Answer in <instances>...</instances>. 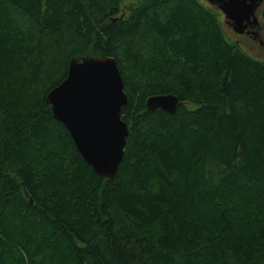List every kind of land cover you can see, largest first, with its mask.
I'll list each match as a JSON object with an SVG mask.
<instances>
[{"label":"trees","instance_id":"16d2710c","mask_svg":"<svg viewBox=\"0 0 264 264\" xmlns=\"http://www.w3.org/2000/svg\"><path fill=\"white\" fill-rule=\"evenodd\" d=\"M224 28L203 0H0V264H264V61ZM86 55L127 96L113 179L45 101Z\"/></svg>","mask_w":264,"mask_h":264},{"label":"water","instance_id":"95a60500","mask_svg":"<svg viewBox=\"0 0 264 264\" xmlns=\"http://www.w3.org/2000/svg\"><path fill=\"white\" fill-rule=\"evenodd\" d=\"M210 4L212 0H208ZM233 29L243 31L252 12L244 0H218ZM57 121L69 132L83 160L99 176L113 179L124 155L128 125L121 117L127 102L121 72L111 56H77L68 63L66 77L46 95ZM179 98L173 93L147 97V111L174 113Z\"/></svg>","mask_w":264,"mask_h":264},{"label":"flooded vegetation","instance_id":"af4514ba","mask_svg":"<svg viewBox=\"0 0 264 264\" xmlns=\"http://www.w3.org/2000/svg\"><path fill=\"white\" fill-rule=\"evenodd\" d=\"M213 2L210 4L208 0L205 2L212 6L218 13L219 19H221L224 29H226L227 33H229L230 37L235 39L237 44L241 47H245L247 45L248 48L253 50L255 47L261 44L264 46V40L262 37L261 31L264 29V22L261 16V12L264 6V0H244V3L247 5H251L252 12L246 18L243 19L242 26L243 31L239 33L236 32L233 28V21L224 16L223 11L218 7V0H212ZM222 1V0H221Z\"/></svg>","mask_w":264,"mask_h":264},{"label":"rangeland","instance_id":"374dc122","mask_svg":"<svg viewBox=\"0 0 264 264\" xmlns=\"http://www.w3.org/2000/svg\"><path fill=\"white\" fill-rule=\"evenodd\" d=\"M205 2V0H203ZM207 4V3H206ZM262 33V37L264 40V29L261 31ZM249 45L243 47V50L245 52H247L248 54H250L253 57L258 58L259 60L264 61V46H262L261 44H259V46L255 47L253 50L248 48Z\"/></svg>","mask_w":264,"mask_h":264}]
</instances>
